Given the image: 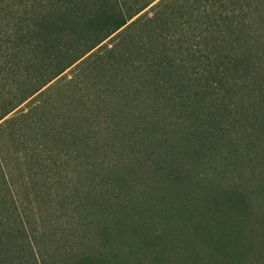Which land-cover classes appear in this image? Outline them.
Listing matches in <instances>:
<instances>
[{
  "label": "rangeland",
  "instance_id": "374dc122",
  "mask_svg": "<svg viewBox=\"0 0 264 264\" xmlns=\"http://www.w3.org/2000/svg\"><path fill=\"white\" fill-rule=\"evenodd\" d=\"M255 16L258 19L251 39L256 51L262 54V58H255V67L259 68L264 66V18L257 12ZM185 20L186 17L180 16L176 24L188 30L189 22ZM116 33L102 43L111 47ZM188 33L199 55L209 52L204 42L202 47L197 44L204 40L198 25ZM221 37L225 38L226 53L230 38L223 34ZM126 66L129 65L122 66L120 78L115 79L102 70H93L88 65L77 68L74 63L0 120V260L8 264H53L55 252L61 264H69V256L75 254L74 263L82 264L79 260L82 249L78 251L77 247L71 252L68 236L74 230L72 221H82L87 215V220L95 222L90 236L98 247L107 249V241L102 238L109 232L116 238L115 244L121 252L137 264H184L186 261L264 264V245L261 244L264 238V150L252 147L264 141V128L260 127L258 133L252 135L250 145H247L250 138L244 132V125L249 123L246 120L237 122L240 130H233V135H229L226 128L216 136L208 133L207 128L215 124L211 114L219 112L224 120L226 110L205 92L197 103L202 100L215 103H210L198 115L202 127L196 132L193 131L195 117L173 104H167L154 118L155 122L150 119L147 123L143 118L122 121L113 117L108 110V102L113 98L103 95L106 103L98 95L112 80H116L118 86L126 84L122 79L130 77ZM260 73L253 82L246 79L245 71L236 76L245 83L260 85L264 84V72ZM202 75L211 77L210 82L216 77L209 72ZM2 84L0 81V90ZM241 93L239 91L238 97L233 99L239 100ZM115 102L123 118L138 107L127 97ZM145 105L148 108L151 102ZM149 111L154 109L151 107ZM245 113L247 117L258 116L247 107ZM8 117L12 119L6 121ZM108 122H119L121 128L135 127L134 140L139 141V147L122 145L121 135L120 138L110 135L112 138L104 140L100 147H87L82 137L99 134ZM196 134L199 141L204 136L209 137L213 150H200L198 144L185 151L174 149L187 135L195 139ZM144 145H148L147 150H140ZM160 151L162 156H159ZM154 152L157 155L153 154L152 158ZM129 156L140 158L143 169L148 171L146 183L131 176L132 165L121 163ZM255 156L259 159L253 161ZM164 158L176 160L177 171L186 176L185 183L177 184L176 187H180L171 200L162 197L172 196L167 193L171 187L169 177L176 169L161 168ZM126 178H132L131 184ZM235 185H242L253 201L247 208L232 211L225 202V191ZM145 189H151L150 193L155 191V196L141 197ZM188 193L192 201L186 198L188 202L181 208V199ZM215 198H220L219 208L227 221L224 220V228L237 229L233 230L234 237L224 238V256L213 249L209 234H205L211 226L216 238L222 235L215 220L218 211ZM104 225L109 226L108 232L103 233ZM54 246L61 248L56 251ZM228 252L231 255L227 257ZM129 263L130 260L125 264Z\"/></svg>",
  "mask_w": 264,
  "mask_h": 264
},
{
  "label": "trees",
  "instance_id": "16d2710c",
  "mask_svg": "<svg viewBox=\"0 0 264 264\" xmlns=\"http://www.w3.org/2000/svg\"><path fill=\"white\" fill-rule=\"evenodd\" d=\"M154 1L0 0V81H3L0 90V120L74 63L77 68L88 65L93 70H102L115 79L120 78L122 66L127 64L130 77L128 80L124 76L122 78L126 84L118 86L116 80H112L101 90L104 94L99 92L98 95L104 100L106 99L103 95L113 98L108 102V110L112 112L113 117L122 121L143 118L148 123L150 119L157 117L161 110H165L167 104H173L195 117L196 128L193 131L196 132L202 127L201 121L198 122V115L206 110L210 103L218 102L223 104L226 110L224 120L219 112L212 113L211 118L216 125L208 127L207 132L216 136L226 128L229 135H233V130H240L237 122L246 120L249 123L244 125V132L250 138L247 145L252 144V135L258 133L260 127L264 128V84L245 83L236 74L245 71L246 79L249 78L250 82H253L255 75L264 72V66L255 67V58H262V54L256 51L251 39L254 35L253 26L258 19L255 13H259L261 19L264 18V0H158L151 5ZM149 5L150 8L145 10ZM143 10L145 11L142 12ZM180 16L186 17L185 21L189 22L188 30L176 24ZM195 25L202 29L204 35V40L198 41L197 44L201 46L204 42V47L209 50L201 55L188 33L195 29ZM115 32L116 37L111 47L106 42L102 43ZM222 34L227 39L230 38L232 44L226 53L223 45L225 38L221 37ZM250 67L252 69L248 71ZM206 72L215 74L213 81L210 82L211 77L202 75ZM239 91H242V96H239V100L233 99L238 97ZM203 92L215 102L202 100L197 103ZM132 95L135 97H131ZM126 97L138 107L130 110V115L126 113L128 116L123 118V113H119L121 110L115 101L120 102V98ZM150 102L151 105L147 108L145 104ZM151 107L153 112L149 111ZM246 107L257 112L258 116L255 114L254 117H247ZM11 119L8 117L6 121ZM155 121L157 120L154 119ZM119 125V122H108L101 127L99 134H86L82 138L87 147L93 148L100 147L103 141L112 135L117 138L121 135L122 145L138 148L139 141L134 140L137 136L134 130L136 128H121ZM130 129L134 131L131 132ZM208 138L204 136L199 141L198 134L195 139L187 135L186 140L173 146L174 149L185 151L198 144L201 146L200 150L204 148L207 151L212 147ZM147 146L144 145L140 150H147ZM252 147L263 151L264 141L256 142ZM162 153L160 151L159 156H162ZM153 154L157 155L156 152L152 153V158ZM123 159L121 163L132 165L131 176L143 179L146 183L148 171L143 169L140 158L129 156ZM253 159L256 161L259 156ZM174 161L176 160L164 158L160 166L176 169L171 178L169 177L171 187L167 193H172V196L162 197L167 200H171L178 191V183H185L186 176L177 171ZM131 179L125 180L131 184ZM241 186L235 185L225 191V202L232 211L247 208L253 201L252 195L244 192ZM150 192L151 189H145L141 197L155 196V191ZM190 195L188 193L181 199V208L188 202L186 198L192 201ZM215 200L214 205L218 208L215 220L222 235L216 238L211 226H208L205 234H209L213 249L224 256V238L234 237L236 234L233 230L237 229L224 228L226 219L219 208L220 198ZM227 211L229 212L228 209ZM81 219L82 221H72L74 230L68 239L71 252L77 247L78 251L82 249L79 251L82 264H125L129 260V264H137L116 246V238L112 234L109 235V226L104 225L103 233L108 234L102 239L107 241V249H102L90 236L95 226L94 220H87V215ZM74 234L78 239L76 241L73 240L76 239ZM25 235L27 236L26 232ZM243 236L242 234L240 238ZM252 239L254 241L255 237L252 236ZM261 244L264 245V238ZM28 245L33 250V244L29 242ZM60 248L61 246L55 247L56 251ZM229 255L231 253H225V256ZM52 256L53 264H61L57 253L54 252ZM76 258V254L69 256L68 263L73 264ZM3 263L8 264L0 260V264ZM184 264L195 262L186 261Z\"/></svg>",
  "mask_w": 264,
  "mask_h": 264
}]
</instances>
